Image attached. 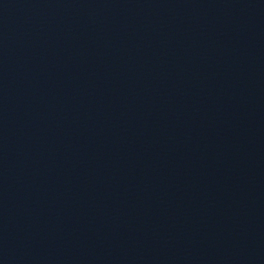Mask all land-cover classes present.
I'll list each match as a JSON object with an SVG mask.
<instances>
[{
	"label": "water",
	"instance_id": "water-1",
	"mask_svg": "<svg viewBox=\"0 0 264 264\" xmlns=\"http://www.w3.org/2000/svg\"><path fill=\"white\" fill-rule=\"evenodd\" d=\"M0 264H264V0H0Z\"/></svg>",
	"mask_w": 264,
	"mask_h": 264
}]
</instances>
